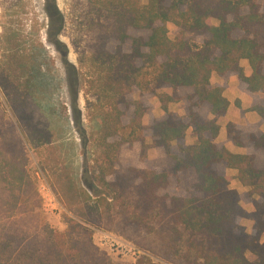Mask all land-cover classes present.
<instances>
[{
    "label": "trees",
    "instance_id": "1",
    "mask_svg": "<svg viewBox=\"0 0 264 264\" xmlns=\"http://www.w3.org/2000/svg\"><path fill=\"white\" fill-rule=\"evenodd\" d=\"M70 2L67 18L49 0L47 38L60 46L61 34L74 32L80 67L66 66L75 80L81 74L101 156L80 177L72 169L61 137L37 117L33 58L10 36L0 54V94L11 113L0 103V264H124L94 244L86 225L145 253L135 264H264V0ZM213 74L236 76L252 96L260 122L225 127L244 154L216 141L228 101ZM136 91L154 95L164 115L143 124L149 107ZM181 101L185 115L167 110ZM28 148L41 149L38 165L70 214L63 233L43 214ZM150 149L161 156L148 160ZM227 169L245 192L230 188Z\"/></svg>",
    "mask_w": 264,
    "mask_h": 264
},
{
    "label": "rangeland",
    "instance_id": "2",
    "mask_svg": "<svg viewBox=\"0 0 264 264\" xmlns=\"http://www.w3.org/2000/svg\"><path fill=\"white\" fill-rule=\"evenodd\" d=\"M48 2L49 0H0V54L4 51L6 40L12 36L16 38L17 44L21 45L24 53L32 56L36 69L33 74L31 72L32 99L35 103L34 107L37 108V117L44 126L56 131L61 137L65 148L64 154L72 164V169L80 177L85 170L91 171L101 156L98 121L95 118V111L91 110L87 104L88 95L79 70L75 80L73 73L66 66L71 63L78 69L80 67L77 62L74 32L68 28L61 34L60 40L64 45L55 46L48 41ZM56 4L59 10L69 18L70 0H56ZM167 30L169 38L173 39L176 32L175 26L170 23L167 25ZM215 77L217 75L213 74L212 79ZM73 93L75 98H73ZM134 98L142 99L149 107V112L142 118L143 124H150L154 119L164 115L160 103L154 95L136 91ZM0 103L6 114H11L8 103L1 94ZM183 109L186 114L184 101L169 103L167 106L168 111L177 114ZM147 141L150 142V139ZM193 141L191 130H188L185 142L191 144ZM40 150L39 148L36 150L27 149V172L42 199V210L47 223L54 230L63 233L67 227L65 217L70 214L59 203L47 180V175L38 165L37 153ZM160 156L159 149H150L147 153L148 160H154ZM229 171L231 170L227 169L226 174L230 178L229 186L231 188V182L235 178L230 176ZM237 183L240 185L238 181ZM173 186L174 184H171V187ZM242 207L246 211L252 209L251 204L242 203ZM241 223L249 232L251 222L244 219ZM86 226L92 231L94 244L113 262L135 264L139 255L145 254L111 231L90 225ZM113 239L125 244L123 252L110 249ZM130 248L134 249V252H130Z\"/></svg>",
    "mask_w": 264,
    "mask_h": 264
},
{
    "label": "crops",
    "instance_id": "3",
    "mask_svg": "<svg viewBox=\"0 0 264 264\" xmlns=\"http://www.w3.org/2000/svg\"><path fill=\"white\" fill-rule=\"evenodd\" d=\"M241 65L243 66L244 73L246 75H249L250 69L246 61H241ZM212 80L213 83L223 87V96L228 101V107L225 115L218 119L219 133L217 135L216 141L223 144L224 147L231 153L244 154L246 152L245 149L236 147L232 143L227 142L225 127L228 122L242 125L246 123L260 122L259 115L256 112L249 110L252 104V96L239 87V83L236 76H231L226 79L219 78L217 76L215 77V79L213 78ZM259 97L264 99V93H259ZM178 114L184 115L185 110L183 109V111ZM260 128L264 130V124H261ZM230 170V176L234 177L236 171L233 169ZM231 186V188L237 190L239 193L247 190L241 184L238 185L236 179L231 182Z\"/></svg>",
    "mask_w": 264,
    "mask_h": 264
},
{
    "label": "built area",
    "instance_id": "4",
    "mask_svg": "<svg viewBox=\"0 0 264 264\" xmlns=\"http://www.w3.org/2000/svg\"><path fill=\"white\" fill-rule=\"evenodd\" d=\"M124 246H125V244L119 243L113 239L111 244H110V249L111 250L115 249V251L123 252ZM130 252H134V249L130 248Z\"/></svg>",
    "mask_w": 264,
    "mask_h": 264
}]
</instances>
